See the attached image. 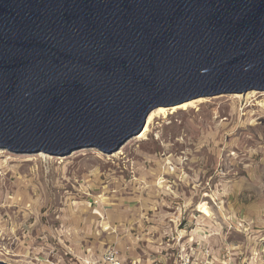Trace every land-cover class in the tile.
Segmentation results:
<instances>
[{"label": "water", "instance_id": "obj_1", "mask_svg": "<svg viewBox=\"0 0 264 264\" xmlns=\"http://www.w3.org/2000/svg\"><path fill=\"white\" fill-rule=\"evenodd\" d=\"M252 90L264 0H0V148L112 154L157 107Z\"/></svg>", "mask_w": 264, "mask_h": 264}, {"label": "rangeland", "instance_id": "obj_2", "mask_svg": "<svg viewBox=\"0 0 264 264\" xmlns=\"http://www.w3.org/2000/svg\"><path fill=\"white\" fill-rule=\"evenodd\" d=\"M250 92L203 97L195 108L159 117L145 137L112 154L83 146L66 156L0 148V262L102 264L108 247L146 262L147 241L156 243L177 207L186 205L190 218L206 201L215 208L213 196L224 207L261 202L264 91L247 99ZM169 160L173 174H166ZM163 177L168 189L158 188ZM229 240L244 238L233 233Z\"/></svg>", "mask_w": 264, "mask_h": 264}, {"label": "built area", "instance_id": "obj_3", "mask_svg": "<svg viewBox=\"0 0 264 264\" xmlns=\"http://www.w3.org/2000/svg\"><path fill=\"white\" fill-rule=\"evenodd\" d=\"M170 162V163H169ZM167 173L173 174L172 162L166 161ZM168 176V175H167ZM164 182L167 179L163 177ZM171 187V185H170ZM173 193V192H172ZM174 194V193H173ZM216 211L222 218L211 210V204L206 205L211 212L210 216L196 213L188 217L186 205L177 207L175 216L167 219V224L157 238L155 246L157 250L148 253L146 262L134 259H123L120 251L114 247H108L102 257V264H251L253 258L264 264V228L255 233L254 221L243 214L237 217L226 215L225 207L217 197H210ZM192 218V219H191ZM211 222L210 228L207 222ZM190 224V225H189ZM233 233L241 234L243 242L233 243L229 237ZM150 234V232H149ZM214 237L222 240L219 253L215 254L210 240ZM247 252V254H246Z\"/></svg>", "mask_w": 264, "mask_h": 264}, {"label": "crops", "instance_id": "obj_4", "mask_svg": "<svg viewBox=\"0 0 264 264\" xmlns=\"http://www.w3.org/2000/svg\"><path fill=\"white\" fill-rule=\"evenodd\" d=\"M262 200L264 201V199H262ZM262 200H261V202H257V203H256L257 200L253 201L254 205H252V206L249 203L248 204L247 203L244 204V203H240V202L227 203V205L225 206V213H226V215H231V216H235V217H237L240 214H243L246 218L254 221L253 231L255 233H257L258 231H260L261 229L264 228V205H262L263 204ZM244 209H247L246 210L247 212H245ZM211 210L214 211L215 214L218 215V218H222L220 215L221 213L219 214L214 207L213 208L211 207ZM210 243L212 246L217 247L219 245V240H217V239L215 240L213 238L210 240ZM146 246H145V250H142L143 252L145 251V253L146 252L152 253V252H155L157 250L154 243L151 244L150 242L147 241ZM213 252L215 254H218L219 253V246H218V249L217 248L214 249ZM136 255L138 256L139 254L137 253ZM122 256H123V259H125V260L128 259V257L124 256V254H122ZM137 256H135L134 259L137 258ZM251 264H262V263H260L258 261V259L253 258L251 260Z\"/></svg>", "mask_w": 264, "mask_h": 264}, {"label": "bare ground", "instance_id": "obj_5", "mask_svg": "<svg viewBox=\"0 0 264 264\" xmlns=\"http://www.w3.org/2000/svg\"><path fill=\"white\" fill-rule=\"evenodd\" d=\"M257 90H252V92L247 94V99H249L251 96H256L258 93L256 92ZM239 93H237V95H235V98H244L245 95H238ZM204 101H206V99H204L203 97H199L190 101H186L182 104H177V105H173V106H168V107H157L156 109H154L150 115L147 118L146 121V125L144 127V129L142 130V132L140 133L139 138L145 137L147 135L148 132H150V128L152 126V124L155 122L156 119H158L159 117L161 118H168L169 114H173L175 112H177L178 110H184L187 111L190 108H195L197 107V105L203 103ZM164 179L159 180L158 182V188H164L166 187V189H168V186H165ZM198 211L199 213L204 214L205 216H210L211 212L210 210L207 208V206H198Z\"/></svg>", "mask_w": 264, "mask_h": 264}]
</instances>
